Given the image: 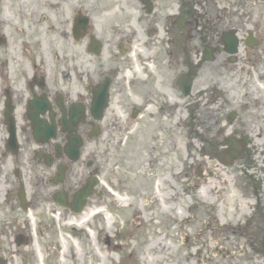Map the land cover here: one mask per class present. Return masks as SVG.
Wrapping results in <instances>:
<instances>
[{"label":"flooded vegetation","instance_id":"1","mask_svg":"<svg viewBox=\"0 0 264 264\" xmlns=\"http://www.w3.org/2000/svg\"><path fill=\"white\" fill-rule=\"evenodd\" d=\"M262 63L264 0H0V257L18 210L73 216L88 184L83 209L100 196L102 155L180 146L191 174L192 149L251 170L234 185L250 212L218 231L217 264H264V151L242 118L250 89L264 102Z\"/></svg>","mask_w":264,"mask_h":264},{"label":"rangeland","instance_id":"2","mask_svg":"<svg viewBox=\"0 0 264 264\" xmlns=\"http://www.w3.org/2000/svg\"><path fill=\"white\" fill-rule=\"evenodd\" d=\"M257 69L263 78L264 63ZM249 80L256 83L259 78L255 74ZM260 90L264 92V86ZM234 95L240 98L235 88ZM256 97L250 89L251 107L244 108L242 118L264 151V102L254 103ZM235 103L230 105L236 107ZM141 154L144 158L139 160L123 155L121 161L102 155L103 192L77 215L51 214L41 203L35 210H18L15 219L29 221L32 238L28 245H16L17 236L25 231L19 222L12 226L9 239L14 254L8 264H195L203 255L212 264L227 261L226 253L215 251L226 247L217 245V233L221 227L242 222L250 212L251 198L234 185L244 171L251 170L225 166L192 149L197 161L188 159L191 174L182 163L186 152L180 146L149 158L147 152ZM199 167L204 168L202 176ZM4 230H0V245L6 246Z\"/></svg>","mask_w":264,"mask_h":264},{"label":"water","instance_id":"3","mask_svg":"<svg viewBox=\"0 0 264 264\" xmlns=\"http://www.w3.org/2000/svg\"><path fill=\"white\" fill-rule=\"evenodd\" d=\"M89 194V191L88 190H85L82 194H80V203L84 201V199L86 198V196ZM82 203L80 206H82ZM81 209V207H80Z\"/></svg>","mask_w":264,"mask_h":264},{"label":"bare ground","instance_id":"4","mask_svg":"<svg viewBox=\"0 0 264 264\" xmlns=\"http://www.w3.org/2000/svg\"><path fill=\"white\" fill-rule=\"evenodd\" d=\"M154 201V197L152 198V202ZM134 210L137 212V208H134Z\"/></svg>","mask_w":264,"mask_h":264}]
</instances>
